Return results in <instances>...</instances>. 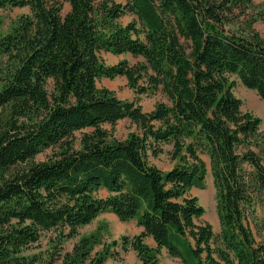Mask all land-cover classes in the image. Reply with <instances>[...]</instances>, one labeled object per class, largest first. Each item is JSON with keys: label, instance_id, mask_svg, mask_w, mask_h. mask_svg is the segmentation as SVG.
Segmentation results:
<instances>
[{"label": "trees", "instance_id": "1", "mask_svg": "<svg viewBox=\"0 0 264 264\" xmlns=\"http://www.w3.org/2000/svg\"><path fill=\"white\" fill-rule=\"evenodd\" d=\"M65 1L62 15L57 0H0V9H30L0 34V264H36L24 250L42 231L72 238L102 212L142 227L121 238L141 264H162V249L184 264H264V235L251 227L264 207V134L230 78L264 100V36L254 27L264 0ZM128 12L138 20L123 25ZM101 51L143 60L108 65ZM116 76L138 95L160 89L168 102L144 112L98 87ZM126 117L140 131L118 139L103 126ZM165 144L176 163L163 171L149 156ZM201 154L219 233L197 222L205 209L189 194L205 184ZM99 242L81 237L58 253L60 264H105L111 248L94 252Z\"/></svg>", "mask_w": 264, "mask_h": 264}, {"label": "rangeland", "instance_id": "2", "mask_svg": "<svg viewBox=\"0 0 264 264\" xmlns=\"http://www.w3.org/2000/svg\"><path fill=\"white\" fill-rule=\"evenodd\" d=\"M60 2L62 8V15L69 11L70 5L65 0H57ZM118 3H126L127 0H112ZM261 0H256V3ZM30 13L29 7H9L0 9V34L5 33L9 28L16 23L21 15ZM138 18L134 14L128 12L119 18V22L123 25L131 21H137ZM255 29L264 36V16L257 20L254 25ZM100 58L108 65L118 63L122 59H126L130 64H135L143 59L141 57H135L130 53H124L116 55L110 52H99ZM4 60V59H3ZM234 80V94L241 100V110L252 112L255 116L261 120L260 131L264 134V100L258 95V93L245 87L242 82L235 76L230 77ZM98 87L108 88L113 91L120 99L136 101L141 105L144 112H150L156 103L168 102L167 97L159 89L155 92H148L138 95L133 89L127 85V80L124 76H116L114 78L101 77L97 81ZM104 128L118 139H124L130 132H138L140 128L137 124L132 122L128 117L119 120L114 126L110 124H104ZM81 133L76 132V136L80 138ZM171 144L163 145V152L157 157L149 156L151 163L157 165L163 171L171 169L176 160L171 157ZM52 150L47 149L41 152L38 156V160L45 159L51 154ZM202 159L206 163V178L205 184L202 188L193 187L190 191V195L197 196L200 204L203 205L205 212L201 218L197 220L199 223L208 222L213 227L215 233H219L220 223L216 211V189L211 172L210 159L206 154H201ZM108 192L104 189L99 190L97 195L104 197ZM257 216L260 220L258 224H255L253 219L251 223L252 230L259 240L264 235V207L257 206ZM67 233V231L65 232ZM141 233L140 227L137 225L135 219L130 221L120 220L112 212L100 213L90 224L84 225L79 228L78 235L72 238H64L62 233L58 229H51L48 231H42L38 241L32 243L27 249L24 250V254L30 258L35 259L36 264H42L44 260H48L51 257L55 258V264H60L61 259L58 258L59 254L72 251L74 246L79 242L83 236L90 234H98L101 242H99L94 252L111 248L112 255H110L105 264H141L134 249L121 246L122 236H134ZM114 241L119 242L117 246H113ZM145 241L150 245H155L151 237H146ZM159 259L162 264H184L179 258L168 254L166 249H162L159 253Z\"/></svg>", "mask_w": 264, "mask_h": 264}, {"label": "crops", "instance_id": "3", "mask_svg": "<svg viewBox=\"0 0 264 264\" xmlns=\"http://www.w3.org/2000/svg\"><path fill=\"white\" fill-rule=\"evenodd\" d=\"M140 231H142V227H140Z\"/></svg>", "mask_w": 264, "mask_h": 264}]
</instances>
